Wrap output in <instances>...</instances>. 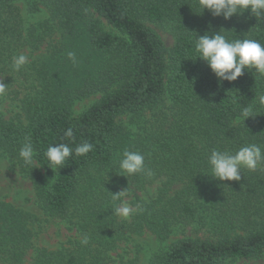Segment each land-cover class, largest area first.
<instances>
[{
  "label": "trees",
  "instance_id": "16d2710c",
  "mask_svg": "<svg viewBox=\"0 0 264 264\" xmlns=\"http://www.w3.org/2000/svg\"><path fill=\"white\" fill-rule=\"evenodd\" d=\"M149 25L166 30L172 45ZM220 29L230 40L264 45V16L213 18L197 0H0V78L8 85L0 105L14 108L9 118L0 112V157L31 180L46 215L76 232L58 248L40 246L34 218L0 199V264H138L141 251L129 257V243L145 232L158 242L143 252L148 264L264 257V164L242 169L239 181L207 177L213 149L264 146V77L245 69L234 82H218L196 59L194 33ZM20 54L28 63L14 72ZM95 94L72 115L76 102ZM249 105L257 116L243 122ZM26 137L37 153L32 167L18 159ZM85 141L91 152L73 154L58 171L47 167L50 145ZM125 150L143 154L152 175H115ZM125 189L128 218L115 211L124 197L111 195Z\"/></svg>",
  "mask_w": 264,
  "mask_h": 264
},
{
  "label": "clouds",
  "instance_id": "9594fccd",
  "mask_svg": "<svg viewBox=\"0 0 264 264\" xmlns=\"http://www.w3.org/2000/svg\"><path fill=\"white\" fill-rule=\"evenodd\" d=\"M201 14L207 10L213 18L222 17L229 20L234 15L240 17L245 12L257 17L264 16V0H197ZM223 33L224 29L210 35L205 33L197 36L194 32V52L196 59L203 61L217 78L218 82L227 81L229 83L237 80L244 74L245 69H254L255 72L264 77V45L255 39H228ZM68 59L75 64L77 62L76 53L69 51ZM28 63V57L20 54L13 57L12 70L19 72ZM8 85L0 81V95L6 92ZM255 110L252 105L243 107L240 111L239 120L243 122L248 118H253ZM64 137L71 140L73 130L68 128L64 132ZM93 150V145L89 142H82L74 149L67 143H57L50 145L44 157L47 160L49 169L59 170L65 166V162L73 155L84 156ZM37 153L34 151L32 143L28 137L19 149L18 159L26 167H32L35 163ZM211 180L218 181H239L241 170L247 169L255 171L261 164H264V146L249 144L241 146L235 153L228 150L213 149L207 160ZM119 174L117 176L131 177L137 174L152 175L150 169L145 165V156L139 151L125 150L118 164ZM127 189L111 194L114 200L127 197ZM116 214L122 217L131 215V209L126 203H121L115 209ZM89 239L83 235L80 239L81 246H87Z\"/></svg>",
  "mask_w": 264,
  "mask_h": 264
},
{
  "label": "rangeland",
  "instance_id": "374dc122",
  "mask_svg": "<svg viewBox=\"0 0 264 264\" xmlns=\"http://www.w3.org/2000/svg\"><path fill=\"white\" fill-rule=\"evenodd\" d=\"M149 28L160 37L165 46L169 47L172 45L173 38L166 30L158 25H149ZM104 29L107 32L117 34L107 25H104ZM0 81H2L1 78ZM99 98L100 94H95L87 99L76 102L72 107V115L76 116L80 114ZM13 109L14 108L7 101L0 105V112L4 114L5 118H9L12 115ZM122 120H127V118L123 117ZM155 187H157V185L150 188V193L154 191ZM138 195L143 196L140 193ZM0 199L24 209L34 218L32 228L34 232L37 233V241L40 246L55 249L66 243L68 238H72L76 235L74 229L70 228L67 223L46 215L42 209L38 207L35 190L31 180L27 178V176L21 174L18 167L4 157H0ZM131 201L132 195H127L126 198H123V203H126L132 212L133 208ZM157 245L158 242L156 237L149 232H145L138 237L135 236V240L129 243V250L131 252L129 257H132L134 255L133 253L139 250L141 253L139 254L140 260L138 264H148L146 260L147 256L144 258L143 252L146 251V253H149L154 251ZM232 264H264V257L256 260H240Z\"/></svg>",
  "mask_w": 264,
  "mask_h": 264
}]
</instances>
